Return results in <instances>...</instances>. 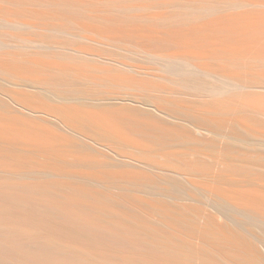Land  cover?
Instances as JSON below:
<instances>
[{
	"label": "bare ground",
	"instance_id": "6f19581e",
	"mask_svg": "<svg viewBox=\"0 0 264 264\" xmlns=\"http://www.w3.org/2000/svg\"><path fill=\"white\" fill-rule=\"evenodd\" d=\"M0 264H264V0H0Z\"/></svg>",
	"mask_w": 264,
	"mask_h": 264
}]
</instances>
